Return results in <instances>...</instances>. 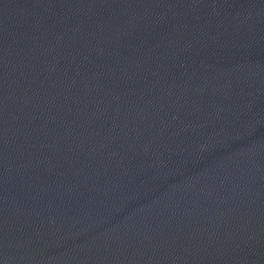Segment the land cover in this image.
I'll use <instances>...</instances> for the list:
<instances>
[{
	"label": "water",
	"instance_id": "95a60500",
	"mask_svg": "<svg viewBox=\"0 0 264 264\" xmlns=\"http://www.w3.org/2000/svg\"><path fill=\"white\" fill-rule=\"evenodd\" d=\"M0 264H264V0H0Z\"/></svg>",
	"mask_w": 264,
	"mask_h": 264
}]
</instances>
